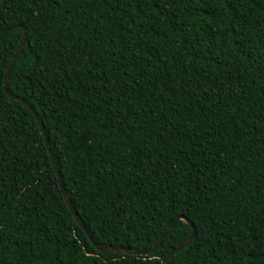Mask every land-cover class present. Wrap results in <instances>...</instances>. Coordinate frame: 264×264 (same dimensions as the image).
<instances>
[{
	"label": "trees",
	"instance_id": "16d2710c",
	"mask_svg": "<svg viewBox=\"0 0 264 264\" xmlns=\"http://www.w3.org/2000/svg\"><path fill=\"white\" fill-rule=\"evenodd\" d=\"M28 37L8 88L42 118L93 240L171 264H264V0H0ZM0 264H166L100 252L32 112L5 92Z\"/></svg>",
	"mask_w": 264,
	"mask_h": 264
},
{
	"label": "water",
	"instance_id": "95a60500",
	"mask_svg": "<svg viewBox=\"0 0 264 264\" xmlns=\"http://www.w3.org/2000/svg\"><path fill=\"white\" fill-rule=\"evenodd\" d=\"M16 28H21L23 30V36H22L21 42H20V44H19V46H18V48H17V50H16V52H15L13 58H12V61H11L10 65H9L7 73H6L5 85H4L5 86V92L11 99H13L14 101L20 102L24 106H26L32 112V114L35 116V118H36V120H37V122L39 124L40 130H41V132H42V134L44 136V140H45L46 146L48 148V151L50 153V157H51V160H52V163H53V166H54L55 174L57 176L58 183H59L61 192L63 194L64 200H65L67 206L69 207L72 215L74 216L75 220L77 221L79 226L84 230V232L87 234L88 238L92 241V243L97 247V249L100 252L121 253V254L134 255V256H149V255L153 254L157 250V248L160 246L162 241L166 238V236L168 235L170 230L174 227L175 223L178 220H182V221H184L186 224H188L190 226V228L192 229V232H191L190 236L181 245H179L175 249H173L170 252V254L168 255V257L166 259V264H171L170 261H171L172 256L176 252H178L179 250L183 249L186 245H188L193 240V238L196 235L195 226L189 220H187L185 217H179L176 220L171 221L168 224V226L165 228L164 232L161 234L159 239L155 242L153 247L151 249H149V250H146V251L125 249V248H115V247H111V246L110 247L101 246V245L97 244L93 240V238L90 235L89 231L87 230L83 220L80 218L79 214L74 209V207L72 206V204H71V202H70V200L68 198V195L66 193L65 187L63 185V182H62V179H61V176H60V173H59L58 168H57L56 160L54 158V155H53V152H52V149H51V145H50V142H49V139H48V136H47V133H46L42 118L35 111V109L32 108V106L30 104L26 103L22 98L12 94L10 92L9 88H8V82H9V77H10L11 71L13 69V66H14L15 62H16L17 57L19 56V54L21 53L23 47L25 46V43H26V40H27V37H28V32H27V29L25 27H22V26H17V27H12L10 29L0 30V34H5V33H8V32H10V31H12V30H14Z\"/></svg>",
	"mask_w": 264,
	"mask_h": 264
}]
</instances>
